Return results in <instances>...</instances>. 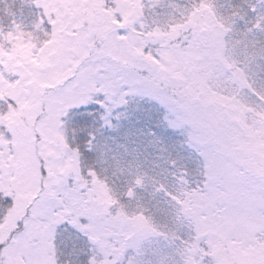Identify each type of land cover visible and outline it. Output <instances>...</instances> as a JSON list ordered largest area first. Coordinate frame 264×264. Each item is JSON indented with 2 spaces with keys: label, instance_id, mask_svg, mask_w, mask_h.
Listing matches in <instances>:
<instances>
[{
  "label": "rangeland",
  "instance_id": "rangeland-1",
  "mask_svg": "<svg viewBox=\"0 0 264 264\" xmlns=\"http://www.w3.org/2000/svg\"><path fill=\"white\" fill-rule=\"evenodd\" d=\"M241 1L244 3L242 7ZM249 3L264 13V0H249ZM36 4L40 7L30 6V0H0V21L8 25L10 17L6 10L10 8L16 13L17 21L24 25L23 31H16L10 37L12 43L0 50V97L13 100L11 108L0 105L4 109L0 116V147L20 154L18 161H0V168L13 173L0 187L17 199L14 210L7 217L0 218V244L4 242L0 257L3 258L5 252L9 253V261L4 264H18L25 259L20 254L24 250L22 246L10 250L6 244L13 243L12 237L18 230L15 234L9 233L16 228L18 219L24 217L25 201L30 203L37 195L30 190L41 182L37 158L47 155L52 160L55 171L50 197L55 194L57 182L70 179L69 174L72 175L73 171L78 172L80 159L72 149L74 134L68 114L75 115L73 109L88 102L91 90L97 87L108 93L110 108L122 103L110 83L101 85L98 82L108 64L125 69L126 75L140 69H144L143 74L147 75L149 68L155 66L154 84L160 89L155 94L167 110L147 98L141 99L140 95L128 97L131 103L127 108H117L121 114L119 120L114 118L116 112H113L109 117L113 126H105L98 133L101 151L108 158L109 165L114 163L116 168L115 161L111 159L113 155L121 160L124 167L127 161H132L134 166L142 165V172L147 171L169 190L178 189L184 204L175 206L163 193L150 195L155 185L146 180L147 189H137V199H126L125 202L130 205V210L135 209L138 202L149 209L150 212L145 214H154L161 230L169 233L167 239L153 236L146 240L144 234H140L134 241H124L123 234L106 231L93 223L96 234L89 240L99 253L102 252L100 258H105L112 249L106 238L118 237L115 242L124 241L120 247L122 255L125 249L131 253L143 241V251L158 259L174 253L175 249L169 247V243L176 233L187 241L181 247L182 257H175L177 260L183 258L184 264H264V106H259L256 97L250 93L245 94L247 88L242 89L243 77L236 72L235 65L231 69L227 66L232 63L231 59L227 62L214 59L205 62L203 53L206 50L196 39L214 35L221 17L225 20L231 17L236 23L229 36L240 42L237 52H246L250 58L253 42L264 41V33L255 29L247 37L236 33L245 29L246 21L254 22L257 12L250 15L249 4L244 0H114L109 7L107 0H36ZM38 18L43 20V28L48 35L33 27ZM247 27H252V23ZM177 31L181 34L184 48L174 45L163 54L160 45L156 46L154 42L160 41L165 47L166 33L176 34ZM190 40L194 46L189 48L186 45ZM78 53L91 57L93 72L98 70L97 81L83 82L57 101L54 114L59 115V123L48 128L45 144L30 141L33 122L40 119L37 115L40 100L30 88L44 87V82L32 69L37 65L48 66L53 59ZM237 59L244 60L245 56L241 54ZM260 63L264 65V61ZM251 67L259 74L255 77L259 85L264 78V70L255 64ZM22 77L28 78L24 87L21 86ZM62 79L63 76L58 74L57 82ZM137 87L143 85L138 84ZM208 100L211 101L209 107L214 108L218 103L230 114L227 123H217L212 112L194 107ZM66 119L68 124H64ZM3 125L7 129L2 130ZM157 125L158 136L153 137L149 132ZM182 144L199 148L203 155L191 149L187 154L179 153ZM189 157L190 160L187 159ZM172 160L188 164L189 170L194 172V176L189 178L191 189L199 191L177 185L171 175L177 169L176 164L169 163ZM17 170L23 173L22 183L15 179ZM235 175L240 178L236 179ZM126 179H131L127 172L120 180ZM114 180L116 188L123 190L126 187L125 183L120 186L117 177ZM246 184L250 189L245 192ZM106 199L97 195L94 200L103 207ZM70 207L87 215H97L96 209L81 201L73 200ZM184 207L195 211L188 214ZM178 208L179 217L176 216ZM31 227L45 236L44 246L34 254V264H62L64 255L49 232V227L54 225L32 223ZM214 231L217 235L212 234ZM209 236L215 239L208 241L211 246L208 252L201 242ZM179 244L176 241V245Z\"/></svg>",
  "mask_w": 264,
  "mask_h": 264
},
{
  "label": "snow or ice",
  "instance_id": "snow-or-ice-1",
  "mask_svg": "<svg viewBox=\"0 0 264 264\" xmlns=\"http://www.w3.org/2000/svg\"><path fill=\"white\" fill-rule=\"evenodd\" d=\"M244 2L249 4L252 12H257V16L254 22L246 21L245 29L242 32L236 33V35L247 37L248 34L253 33L254 29L264 33V13L258 12L257 6L249 3V0H244ZM32 4L40 7L39 4H36V0H30V6ZM152 7H155V5ZM6 15L10 17L8 25L0 21V50H4L7 44L12 43L10 37L13 36L14 32L23 31L24 29L23 23L17 21L14 11H11L9 8L6 10ZM237 15L239 14L237 13ZM239 18L244 19L243 16ZM49 22L51 23V21ZM235 23L236 21L231 17L227 18V20L221 17L219 29L215 31L214 35H204L196 39L203 43L206 50L203 53L205 62L213 59L227 62L231 59L232 63H229L227 66L231 69L235 65L236 72L240 73L243 77L242 89L247 88V93L245 94L250 93L256 97L259 106H264V78L261 79L258 85L255 77L259 74L254 72L251 67V65L255 64L264 70V65L260 63L264 61V41L255 40L253 42V51L250 58L246 52H237V44L240 42L236 41L234 36H229V33L234 31L233 26ZM248 23H252V27H247ZM33 27L37 30H43L45 35H48L47 30L43 28V20L38 18L37 21L33 22ZM224 37H228V39ZM193 46L192 40L186 45L189 48ZM87 50L91 52V49ZM241 54L245 56L244 60L237 59ZM125 71V69L119 66L108 64L104 69L102 78L98 80L101 85L106 82L110 83L114 94L120 95L122 103L117 105L116 108H110L111 101L109 100L108 93L97 87L91 90V99L88 102L79 104L73 109L76 113L75 115L68 114L74 134L73 139L75 140L78 135L84 144L82 149L79 144L76 147V153L82 165L78 169L79 178L82 183L77 184L73 182L69 184V178H64L62 182H57L55 194L50 197L49 191L55 169L52 167V160L47 155L37 158L36 162L39 164L41 182L38 187L34 184L30 189L31 191H35L37 195L30 203L25 201L27 205L25 216L16 224L18 231L12 237L13 243L6 244V248L10 250L16 249L18 246H22L24 249L20 254L25 259L18 261V264H34V254L38 253L45 244V236L41 235L40 231L33 230L31 227L32 223H39L42 226L54 225V227H49V232L52 233V239L56 242L57 248L66 258L64 264H97V261L100 259L99 251L93 246L91 240L84 241V236H94L96 234L95 230L89 233H82L69 222L72 219L70 215L66 218H60L61 213L65 208L71 206L73 200L81 201L89 204L94 209H98L95 217L82 213V220L97 224L106 231L111 230L117 234H123L128 240L132 241L136 240L140 234H144L146 240H150L153 236L167 239L169 233L161 230L155 221L154 214L145 215L146 212H150L149 209L138 202L135 209L130 210V205L125 200L131 201L137 199V189L146 190L148 187L146 180H151L155 187L154 192L150 193V195L163 193L168 202H171L175 206H182L184 201L179 194V190H169L163 182L149 176L147 171L142 172L140 170L142 165L134 166L132 161H127L126 167L122 166L121 160L113 155L111 159L115 161L119 175L123 176L127 172V175L131 177V179L124 181L126 187L123 190L116 188L115 180H112V177L109 175V167L111 165H109L108 158H106L104 152L101 151V146L97 140V135L102 128L113 126L109 119L113 112H116L114 118L119 120L121 114L117 111V108H127L131 103L128 99L130 96L140 95L141 99L147 98L167 110L166 106L160 102L155 94L160 91L154 84L156 80L155 66L149 68L147 75L143 74L144 69L127 75ZM32 72L40 81L44 82V87L30 88V91L40 100V108L37 112L40 119L33 122L30 141L43 145L46 143L48 128L57 126L59 123V115L54 114L57 101L68 95L72 89H75L81 83L97 81L98 70L96 73L93 72L90 56L84 57L78 53L70 57L63 56L53 59L48 66L42 67L37 65L32 69ZM58 74L63 76V79L59 82H57ZM21 80L23 83L21 81H10V83H21L22 87L26 86L28 78L22 77ZM138 84L143 85V87L138 88ZM102 95L103 99H101ZM2 103L7 108L12 107L11 103L6 99ZM209 103H211L210 100L202 101L194 105V107L200 111L212 112L217 118V123H227V118L230 114L223 110L218 103H216L214 108L209 107ZM136 110L139 111V106H137ZM3 112V107H0V116L3 115ZM68 123L69 120L66 119L64 124ZM76 126H79L78 133L76 132ZM157 127L159 125L150 129L149 134L151 136H158ZM160 151H163V149H160ZM97 152L100 153V158L93 159L94 154ZM197 154L203 155L199 151ZM19 156V152H12L0 147V161L15 162L19 160ZM187 159L190 160V157ZM84 160H91V162L84 165ZM169 163L175 165L176 161L172 160ZM97 165L101 166L99 170H97ZM12 175V171H5L0 168V184L6 182ZM112 175L115 176L117 173L113 172ZM171 175L173 180L177 182V185L196 191V189H191L192 182L189 180L191 172L188 164L183 165L178 172H172ZM15 179L18 183H22L23 173L17 170ZM110 180H112V183H109ZM100 191H103L107 197L102 208L94 200V197ZM0 199L3 200L4 204L8 205L7 208L0 205V209L3 210V216L7 217L15 206L17 199L14 194L3 187H0ZM44 207H46L47 211L41 215L40 210ZM176 216L179 217V208L177 209ZM21 223L23 224V229H21ZM57 237H59L58 240ZM82 241L87 246H83L81 244ZM176 241H179L180 244L176 245ZM186 244L187 241L174 233L169 243V247H174V253L166 254L157 259L149 257L148 253L143 251V241H141L140 245L134 247L131 253L125 249L123 255L127 259L122 258L119 264H184L183 258L177 260L175 257L176 255H181L182 257L181 247ZM8 254V252L4 253V255ZM208 264H211V262H208Z\"/></svg>",
  "mask_w": 264,
  "mask_h": 264
},
{
  "label": "trees",
  "instance_id": "trees-1",
  "mask_svg": "<svg viewBox=\"0 0 264 264\" xmlns=\"http://www.w3.org/2000/svg\"><path fill=\"white\" fill-rule=\"evenodd\" d=\"M112 4H114V0H107V6L109 7V6H111ZM244 5V4H243ZM170 33V32H169ZM168 32L166 33V35H168V38L166 39L167 40V43H166V46L164 47L162 44V42H160V41H156V42H154L155 44L154 45H156V46H159L160 45V48H161V50H162V52H163V54L164 53H166L167 52V49L168 48H171V49H173L172 47H174V45H177L178 47H182V41H181V34H179V32L177 31L176 32V34H175V32L173 33H170L169 34ZM150 47V46H149ZM149 47H147L146 49H148ZM184 47H182V49H183ZM160 55H162V53L161 52H158ZM207 67V66H206ZM205 69H203L202 71H204ZM146 74H148V72L146 73ZM3 97H4V95H3ZM3 100H5V97L4 98H2L1 99V97H0V105L1 106H4L3 105ZM6 100H8L10 103H12L13 102V100L11 99V98H6ZM5 108H7L6 106H4ZM94 119H96V118H94ZM2 130H4V129H7V127L5 126V125H3L2 127ZM77 130H78V132H79V126L77 127ZM177 142H178V140H177ZM77 144H79V146L81 147V149L84 147V144H83V141L80 139V137L77 135L76 136V139L74 140V143L72 144V149L73 150H75V152H76V147H77ZM189 149H191L193 152L194 151H199L200 149L199 148H197V149H195L194 147L193 148H189L187 145H184V144H182V146L181 147H179V150H178V152L179 153H181V154H187V153H189ZM200 152V151H199ZM76 155H77V153H76ZM100 158V156H98V153H95L94 154V156H93V159H99ZM91 162V160H84L83 161V164L84 165H87L88 163H90ZM186 163H184V162H177L176 163V172H178V170L183 166V165H185ZM111 165V167H109V175L112 177V180H114V178L115 177H117L118 178V182L120 181V186H122V184L124 183V181L123 180H120L121 179V176L119 175V170L114 166V163L113 164H110ZM82 165H81V162H80V164H79V166H78V168H77V170L81 167ZM99 168H100V165H97V170H99ZM192 169V168H191ZM113 172H116L117 173V175H115V176H113L112 175V173ZM191 172V175L190 176H194V172L191 170L190 171ZM205 173H207V171L205 172ZM226 174H228V173H226ZM73 175V176H72ZM72 175L71 174H69V177H70V179H69V184H72L73 182H75V183H77V184H80V183H82V181L80 180V178H79V173L76 171H73L72 172ZM190 176H189V178H190ZM236 176V175H235ZM249 177V176H248ZM238 178H240V176L239 175H237L236 176V179H238ZM242 178H244V177H242ZM245 179V178H244ZM252 179V178H251ZM112 180H110L109 181V183H112ZM196 187V186H195ZM198 188V187H197ZM196 189V188H195ZM248 189H250V187H249V185L248 184H246V186H245V188L243 189L245 192H246V190H248ZM198 189H196V191H197ZM199 191V190H198ZM97 195H102V196H105L106 197V195H105V193L103 192V191H100ZM96 195V196H97ZM95 196V197H96ZM95 197H94V199H95ZM0 205H3V207L4 208H7L8 207V205L7 204H4V202H3V200L2 199H0ZM14 208V207H13ZM26 208L27 207H25V212H26ZM100 208H102V207H100ZM185 208V212H187L188 214H190V213H194V209H192L191 207H184ZM14 209H12L10 212H12ZM44 210H46L47 211V209H46V207H44V208H41V213H42V215L43 214H45L46 213V211H44ZM79 210H81V209H79ZM97 211H98V209H96ZM9 212V213H10ZM2 213H3V210L2 209H0V218H2ZM84 214V212L83 211H76V209L74 208V207H67V208H65L64 209V211L61 213V215H62V218H66L67 216H71L72 217V219L69 221L75 228H77V229H79V231L80 232H82V233H89V232H91V231H93L94 230V224L93 223H91V222H89V221H87V220H82V216H81V214ZM146 215V214H145ZM24 216H25V213H24ZM93 216V215H92ZM21 218H19L18 219V221L20 220ZM21 225H23L22 223H21ZM17 231V229L16 228H12L11 230H10V233L9 234H15V232ZM107 233V232H106ZM212 234H214V235H217V232H213ZM104 235H105V233H104ZM90 236L91 235H85L84 236V241H89V238H90ZM107 236V235H106ZM106 236H105V238H106ZM116 239H118V237H114V239L113 238H111V237H107L106 238V240L108 241V243H109V245H111V247H112V249H109V251H108V253H107V255H105L104 257L105 258H100L98 261H97V264H119V261L123 258L122 256H124V255H122L121 254V245L122 244H124V241L127 239V237L124 235V237H123V239H124V241H122V240H120V241H118V242H115V240ZM210 239H215V238H211L210 236H209V239H208V237L206 238V239H204V240H206V241H204L203 243L201 242V244H202V246H204V248H205V250H207L208 252L211 250V246H210V244H208V241H210ZM217 239V238H216ZM84 241H82L81 242V244L83 245V246H87V245H84ZM104 242H106V241H104ZM122 242V243H121ZM4 245V242H2L1 244H0V255H1V250H2V246ZM102 253V252H101ZM101 253H100V255H101ZM206 255V254H205ZM4 259V260H3ZM65 256L62 258V264H64V262H65ZM10 260H11V258H10ZM7 261H9V254L8 255H3V258H1L0 257V264H4L5 262H7Z\"/></svg>",
  "mask_w": 264,
  "mask_h": 264
}]
</instances>
